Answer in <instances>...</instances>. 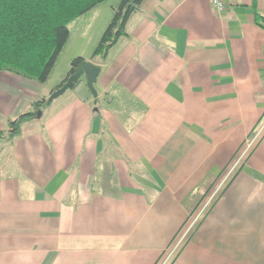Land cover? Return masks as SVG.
Returning a JSON list of instances; mask_svg holds the SVG:
<instances>
[{"label": "crops", "instance_id": "obj_1", "mask_svg": "<svg viewBox=\"0 0 264 264\" xmlns=\"http://www.w3.org/2000/svg\"><path fill=\"white\" fill-rule=\"evenodd\" d=\"M226 6L144 0L106 60L102 6L75 55L101 66L97 95L82 79L0 138V264H156L264 124V0ZM71 62L49 90L0 72V130ZM247 156L173 264H264V134Z\"/></svg>", "mask_w": 264, "mask_h": 264}, {"label": "trees", "instance_id": "obj_2", "mask_svg": "<svg viewBox=\"0 0 264 264\" xmlns=\"http://www.w3.org/2000/svg\"><path fill=\"white\" fill-rule=\"evenodd\" d=\"M106 1L108 0H0V72L10 71L22 78L44 83L71 37L70 23ZM143 1L120 0L119 5L112 8L113 16L102 32L92 58H108L111 48L121 37L128 35V21L139 11ZM84 60L79 56L72 60L70 72L50 93L51 96L74 73L73 68ZM79 83L80 81L72 88ZM50 97L43 96L32 102L29 110L10 118L7 130H0V138L18 137L25 122L36 118L39 112L42 115L49 107L52 102ZM263 118L264 113L260 123ZM256 129L255 127L253 131ZM102 133L105 134L104 131Z\"/></svg>", "mask_w": 264, "mask_h": 264}, {"label": "rangeland", "instance_id": "obj_3", "mask_svg": "<svg viewBox=\"0 0 264 264\" xmlns=\"http://www.w3.org/2000/svg\"><path fill=\"white\" fill-rule=\"evenodd\" d=\"M119 2H120V0H108V2L106 4L105 3H104V5L100 4L99 6H97L92 11H89L84 16H81V17L75 19L73 22L70 23L69 30H70V36L71 37H70L69 41L67 42L68 44L64 47L65 48L64 51L62 52V54L58 58V63L56 62V64L54 65V67L52 69V73L50 74L48 79L44 83H42L45 85V86H43L44 90H49L53 86V84H55V82L58 80V78L64 74V69L67 67V66L65 67V65H67V61L73 60L75 55H85L89 51L93 50V47H94L93 41L97 39V36H98L97 32H100L99 27L101 24L106 23V21H108V18H109L107 16V14L105 13V11H103L102 6H107V8H108V5H111V4H116V6H118ZM36 83L39 84L38 82H36ZM47 92L48 91H46V93H45L46 96L50 97L51 95ZM258 128H257V130H258ZM247 146H248V144L246 143V147L239 150L236 153L234 159L230 161V164L227 167L228 170L225 169L226 173H224V176L228 175V178L226 179L227 180L226 183L231 181V177L237 172L240 165L242 164V161L248 157L247 153H246L247 152V149H246ZM237 162H238V164H236ZM224 176L220 177V179H216V181L214 183L211 182L209 184V186L206 190V193H204V195L201 197V199L198 200L195 209H193V211L188 213V215H187L188 217H187L186 222L184 223L183 227L187 224L188 220L191 219L198 212V210L199 211L201 210L202 206L206 205V202L208 201L210 195L216 194L214 196V199L218 196L219 193L216 192L215 190L220 185V183L222 182V179L224 178ZM224 185H222L221 189H223L225 187ZM214 199L209 203L207 210L208 209L210 210L211 207L218 200V198L216 199V201H214ZM213 201H214V203H212ZM179 239L180 238L178 237V240ZM189 240H190V238H189Z\"/></svg>", "mask_w": 264, "mask_h": 264}, {"label": "built area", "instance_id": "obj_4", "mask_svg": "<svg viewBox=\"0 0 264 264\" xmlns=\"http://www.w3.org/2000/svg\"><path fill=\"white\" fill-rule=\"evenodd\" d=\"M211 3L213 6H215L217 12L219 14L224 13L226 11V0H211ZM264 134V124L258 128L256 133L253 135V138L247 142V154L250 153V151L253 149V147L256 145V142L260 139V137ZM238 164V162L236 163ZM228 178V175L224 176L222 179V182L220 185L216 188V192H218V196L214 199V196L216 194L210 195L208 201L206 202L205 206L201 207V210L188 220L187 224L183 227V229L176 235L174 241L165 249L163 255L159 258V260L156 262V264H173V262L177 259L178 255L182 252L181 250L184 248V246L188 243L189 238L195 233V231L198 229V225L200 222L207 216L209 209L207 210L209 203L214 199L216 201L217 198L220 197L222 190L227 186L229 182L226 183V179ZM226 183V184H225ZM225 184V185H224ZM222 185L225 187L223 189ZM214 201L212 203H214ZM185 228V229H184ZM178 237L180 238L178 240Z\"/></svg>", "mask_w": 264, "mask_h": 264}, {"label": "water", "instance_id": "obj_5", "mask_svg": "<svg viewBox=\"0 0 264 264\" xmlns=\"http://www.w3.org/2000/svg\"><path fill=\"white\" fill-rule=\"evenodd\" d=\"M74 73L71 74L65 84L59 88L58 90L54 91L50 100L53 101L54 98H57L65 93L66 90L72 88L76 83L81 81L82 79L85 80L87 88L93 93L95 96L97 95L95 89V83L97 82V78L101 73L102 69L100 65L95 64L90 60H84L80 64H78L75 68H73ZM41 116V112L38 113L37 117Z\"/></svg>", "mask_w": 264, "mask_h": 264}]
</instances>
